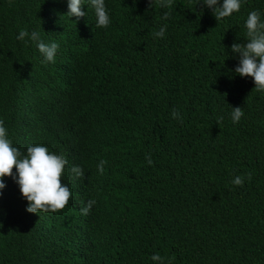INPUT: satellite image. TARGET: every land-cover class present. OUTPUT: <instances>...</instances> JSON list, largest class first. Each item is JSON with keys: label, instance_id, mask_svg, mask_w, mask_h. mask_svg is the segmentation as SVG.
<instances>
[{"label": "trees", "instance_id": "16d2710c", "mask_svg": "<svg viewBox=\"0 0 264 264\" xmlns=\"http://www.w3.org/2000/svg\"><path fill=\"white\" fill-rule=\"evenodd\" d=\"M105 3L106 28L86 4L76 18L67 0H0V117L22 155L44 143L67 158L72 193L40 217L7 184L0 264H264V91L231 48L264 0L220 21L199 0ZM20 30L56 42L55 62Z\"/></svg>", "mask_w": 264, "mask_h": 264}, {"label": "clouds", "instance_id": "9594fccd", "mask_svg": "<svg viewBox=\"0 0 264 264\" xmlns=\"http://www.w3.org/2000/svg\"><path fill=\"white\" fill-rule=\"evenodd\" d=\"M199 3H203L204 6L211 9L215 18L220 21L239 12L243 0H199ZM85 4L94 11L96 27L106 28L109 26L111 17L105 0H67L68 8H64V10L69 17L80 18L86 15L82 10V5ZM262 16L264 13L257 10L249 12L244 22L247 29V42L244 44L234 43L231 46L233 53L239 54V63L235 72L241 77H252L257 91H264V19L261 18ZM64 29V25L56 26L51 23L50 30L53 32L60 33L58 31ZM164 32L165 29L162 27L154 35L163 37ZM16 39L34 44L36 51L38 50L42 57V62H55L59 45L56 42L45 43L38 31L20 30ZM54 39L57 40L58 37H54ZM24 78L27 79L26 76ZM43 80L39 79L31 84V90L37 96L35 84ZM45 96L48 94L38 97ZM230 115L233 123L239 122L243 116L241 107H233ZM171 117L177 120L181 119L176 110L171 112ZM148 162L151 163V160L149 159ZM105 164L106 161L101 160L97 165L98 171L102 173ZM67 165L68 160L63 154L52 150L44 143L27 147L26 154L22 155L21 151L13 145L5 121L0 117V202L4 200L6 185L10 184L19 188L22 197L27 202L25 211L29 213H37L42 217L63 209L72 195L69 187L62 183L61 179ZM72 171L77 176L81 174L78 166H74ZM232 183L239 186L243 184V180L240 176H236ZM90 206L89 204L82 211L86 214ZM42 211H44L43 215ZM151 260L156 264H162V258L158 254H153Z\"/></svg>", "mask_w": 264, "mask_h": 264}]
</instances>
